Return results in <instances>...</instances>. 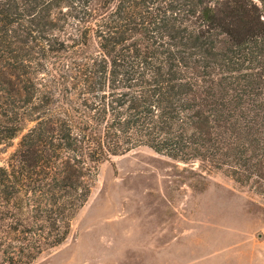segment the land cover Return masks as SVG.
<instances>
[{
  "label": "trees",
  "instance_id": "trees-1",
  "mask_svg": "<svg viewBox=\"0 0 264 264\" xmlns=\"http://www.w3.org/2000/svg\"><path fill=\"white\" fill-rule=\"evenodd\" d=\"M138 148L264 199V0H0V264Z\"/></svg>",
  "mask_w": 264,
  "mask_h": 264
},
{
  "label": "rangeland",
  "instance_id": "rangeland-1",
  "mask_svg": "<svg viewBox=\"0 0 264 264\" xmlns=\"http://www.w3.org/2000/svg\"><path fill=\"white\" fill-rule=\"evenodd\" d=\"M183 166L148 148L101 164L66 241L32 264H264V199Z\"/></svg>",
  "mask_w": 264,
  "mask_h": 264
}]
</instances>
